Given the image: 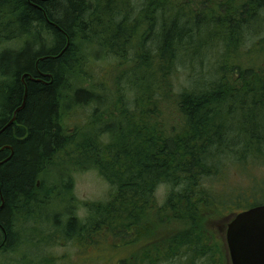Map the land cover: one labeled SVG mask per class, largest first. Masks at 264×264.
<instances>
[{"label": "trees", "instance_id": "16d2710c", "mask_svg": "<svg viewBox=\"0 0 264 264\" xmlns=\"http://www.w3.org/2000/svg\"><path fill=\"white\" fill-rule=\"evenodd\" d=\"M227 1L221 10L237 9ZM263 2L251 0L244 13L251 18ZM132 4V0H0V35L12 24L27 34L22 50L0 54L4 80L0 84V257L16 252L17 223L35 221L49 202L56 206L58 188L48 181L61 182L62 192L71 198L73 185L66 178L70 171L64 175V164L56 162L60 154L70 157L66 165L76 166L77 171L96 170L114 190L108 201L88 204L89 224L78 216L67 219L66 236H76L81 246L105 237L130 245L135 239L126 241V235L144 234L136 240H146L136 264L174 260L194 264L202 257H209L206 264H215V246L220 250V244L214 243L210 230L213 219L264 205L262 185L230 196L220 181L224 170H229V160L241 169L264 168V64L244 68L234 60L242 42L236 36V19L206 20L191 0L186 11L184 6L177 9L178 15L191 19L193 14L195 22L202 20L205 26L216 24L210 38L191 39L192 29L178 30L185 18L159 21L160 13L175 15L170 1L145 0L138 11ZM37 26L41 31L33 35L30 30ZM150 33L153 37L148 41ZM213 43H220L225 51L217 69L223 79L176 93L171 77L182 59L175 46L184 44L181 50L198 59ZM82 46H98L101 55L117 53L118 65L127 64L120 70L122 79L131 74L135 95L133 107H127L130 100L125 92L110 88L115 91L110 92L112 102L106 113L96 109L99 115L69 134L62 127L67 112L100 101L97 89L84 87L80 79L89 75L98 57L82 51ZM132 46L137 53L129 62L127 50ZM84 64H89L86 73ZM26 90L25 105L17 112ZM167 101H173L180 114L179 129L168 130V124L161 122ZM161 185L173 188L164 206L155 196ZM149 222L177 230L168 234L163 229L154 243L147 241L155 235Z\"/></svg>", "mask_w": 264, "mask_h": 264}, {"label": "rangeland", "instance_id": "374dc122", "mask_svg": "<svg viewBox=\"0 0 264 264\" xmlns=\"http://www.w3.org/2000/svg\"><path fill=\"white\" fill-rule=\"evenodd\" d=\"M169 1L172 3L171 6L173 9H176V12H174L175 15H173V13H168L169 15L160 13L159 21L164 23L170 19L172 21H177V18H185L184 20H180V24L182 25H179L178 30L180 31L181 28L192 29L193 31L190 33L191 39L210 38L214 34V27L216 24L205 26L202 25V20L197 24L193 14L191 15V19H187L188 15L185 14L178 15V11L181 7L184 6L183 9L186 11L187 7L191 5V0H168V2ZM226 1L227 0H203L205 3L202 4V0H196L195 2L193 0V9H198L199 13L202 14L206 20L211 21L224 18L230 19L233 16L237 21L234 23L237 30L236 36L242 39L240 50L234 57V60L238 61L239 65L244 68H258L262 66L264 64V2L260 5L259 9L256 10L254 16H252L253 18H250V16H248L249 14L244 13L243 8L246 7V5L250 8L251 0H228L227 4L229 2L237 9L226 7L225 10H221L220 7L222 3ZM132 3V6L135 9L138 8L136 9V11H138L145 3V0H132ZM8 14L9 13H7V15ZM9 18L8 16V19ZM0 21H2V17H0ZM9 23L10 22H8V25ZM11 26L12 27L9 28L8 31L0 35V54L6 50H22L27 41V38L24 39L27 37L26 33H19V29H14L17 27L16 25L13 27L12 24ZM198 29H200V31ZM39 31L41 30L38 26L30 30L33 35H38ZM11 36L14 37L11 38ZM152 37L153 35L150 33L148 41H151L150 39ZM216 40L220 41L219 37ZM213 44L215 46L206 49L198 59L195 55L182 51V48L185 47L184 44L182 46L178 44L175 46L183 62L182 65L180 63L181 61L178 63L176 74L171 77L176 93H181L182 91H195L197 90L196 88L200 89L204 84L208 85L216 80L223 79L222 75H219L217 69L224 59L223 56L225 55V51L220 43ZM146 46L148 50L152 51L154 49V47H151L150 42H147ZM82 48V51L85 52L84 49H86L87 52L92 51V54L98 56L95 59V64L92 65L89 75L85 77L82 76L80 79H82V83L85 85L84 87H94L97 89L98 93H100V101L95 105H84L85 107H81L80 109H75L74 107L73 110L67 112L62 127L64 132L69 134H74L77 131V126L86 127L92 117L99 115L95 112L96 109H100L104 114L106 113V110L109 109L112 102V94H110V92L115 91H110V88L116 89L115 87H117L125 92L130 100L129 103L127 102V107H133L131 100L133 95H135L133 89L134 85L129 81L131 74L125 77V79H122L120 70H122V68L127 69V64L118 65L121 57L117 53L112 52L105 54L107 59L104 60L103 57H105V55L100 54L102 48L98 46L89 48H84L82 46ZM78 50H81V46L80 49L74 48L75 52ZM117 51L120 52V50ZM240 52H242V55ZM136 53V47L132 46L128 48V57L126 59L129 62L132 61ZM88 66L89 64H84L82 66L85 73V69ZM2 82H4V80L0 76V84ZM103 82L106 83V85ZM74 84L77 85V82H74ZM101 84L105 85V88H103ZM172 91L174 92L173 89ZM162 107L161 110L164 115L162 114L161 122L168 124V130L179 129L180 114L177 113L174 102L167 101ZM93 126L97 127L99 125L93 124ZM61 155L62 154L57 156L58 159H56V162L58 164L60 162L64 164L61 165L64 170V175L66 173L65 170L68 169L70 171L69 175H66V178L67 180L70 179L73 185L71 198L66 192H62L61 182H58L60 183L59 185H53V183L48 181L50 187L56 186L58 188V190L55 191L57 199L54 200V203L56 206H53V201L49 202L48 206L39 210L40 213H35V215L37 214V219L35 221H25L23 219L21 223H17L15 228V232L18 236L16 252L2 254L0 257V264H121V261H126L128 258H131L128 264H136V259L146 247V240H136L138 238H143L144 234L140 235L134 233L132 236L131 234L126 235V241L135 239V243L130 245L115 241L110 237H105L97 240L98 242L95 244H90V242H88L81 246L76 236L72 238L66 236L63 227L67 219L75 217L77 220L78 216L81 221L89 224L92 216L88 204L104 203L108 201L112 197L114 190L113 186L102 178L96 170L79 169L77 171L76 166L66 165L67 163L70 164V157L65 154ZM231 162V160L228 161L229 170H224V176L220 180L222 182L224 181V185L227 187L226 195L238 196L240 193L251 192L250 190L255 188L254 184H260L264 189V168L256 169L252 167V165H247L244 169H241L238 165H233ZM52 179L54 180L53 177ZM171 189L173 188L167 185H161L157 188L155 196L160 206L165 205ZM248 199H250V197H248ZM77 200L79 202L78 206ZM231 213L232 211L228 213L227 218L217 216L211 222L210 230H212L215 236L214 243L220 244V250L217 245L215 246V250L217 251L215 254L216 257H213L215 264H232L226 243L227 226L235 217L234 215H230ZM58 224L59 226H57ZM148 225L150 230L155 231H153L155 235L152 237H155V239L148 238L147 241L154 243L157 241V236H159L160 232L162 233L166 230V233L170 234L173 229L177 230V228L174 227L167 226L166 228L165 225H157L155 222H149ZM155 228L159 231H156ZM123 238H119L118 240ZM25 256L30 261L27 260L25 262ZM224 256L226 257V261L224 260ZM187 260L190 259H185L184 261ZM208 260L209 257H202L197 259L194 264H206ZM162 264H177V261L174 260L169 263L163 262Z\"/></svg>", "mask_w": 264, "mask_h": 264}, {"label": "water", "instance_id": "95a60500", "mask_svg": "<svg viewBox=\"0 0 264 264\" xmlns=\"http://www.w3.org/2000/svg\"><path fill=\"white\" fill-rule=\"evenodd\" d=\"M26 96L27 90L17 112ZM226 243L232 264H264V205L235 215L227 226Z\"/></svg>", "mask_w": 264, "mask_h": 264}]
</instances>
